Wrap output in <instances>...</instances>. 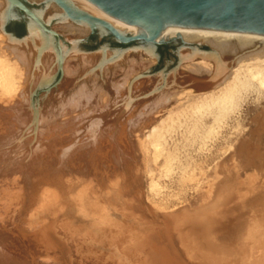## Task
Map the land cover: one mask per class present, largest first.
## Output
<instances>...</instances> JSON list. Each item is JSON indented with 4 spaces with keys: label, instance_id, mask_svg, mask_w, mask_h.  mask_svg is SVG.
<instances>
[{
    "label": "bare ground",
    "instance_id": "bare-ground-1",
    "mask_svg": "<svg viewBox=\"0 0 264 264\" xmlns=\"http://www.w3.org/2000/svg\"><path fill=\"white\" fill-rule=\"evenodd\" d=\"M27 1H25L26 4H28ZM33 1L35 3H42V2L46 3L45 5H47V8L48 7L50 8V5L53 6V9L56 10V13H54V14L50 13V16L49 17L47 16L48 19L49 18L50 19L49 20L47 19V20L50 21L52 18L60 19L61 20V23H60L61 26L59 25L60 26L59 30L60 29L64 30V32L67 34L66 35L67 39L65 40V43H63L60 39H59V43H57L58 39L53 38L52 35H49V34L45 33L44 31H42L40 29V27L38 25H36L32 21V19H30V18H27L28 19V34L26 37H24L22 39H17L15 37L11 36L10 34H7L4 31V27L6 26L7 21L11 20V18L13 16H15L16 12H18L19 10L15 9V8H12V10L10 9V7L12 6V3L10 2V0H0V223L2 222L3 224H5V222H4L5 217L4 216L7 213L6 211L11 210V209H6V208H11L14 205H16V206L23 205L26 207H28L27 206L28 204L30 206L33 205L32 206V214L33 215L31 217H33L35 219L37 218L39 220V222L42 221L43 223H46L47 222L46 219L49 221L50 220L57 221V220H60V218L62 216H65V218H66L67 214L72 209H74V206L69 205L66 202H65L66 206H62L63 202L61 204V200H59V203H58L57 202V196L59 194V191L57 192V189L55 191L52 190V187H54L55 184H59L60 187H58V188H61V186H67L69 189L70 186L72 187V185H74L75 178L72 176H74L75 174L73 173V170H74L75 166L77 167L80 165V162H79V165H77L78 160H77V162H74V160H76V155H78V153L80 152L81 149H83V148L86 149L89 146H91V148H90V152H91L92 150L95 151L98 149L102 150V151H107L108 149H111L113 147V143H115V140H116V138L114 136H116V135H113V133L111 132L113 127L109 128L110 127L109 126V124H110L109 120L113 114L112 113V109H113V107H112L113 102L112 101L113 100H111L110 97L115 98L114 103L116 102V104H117L116 96L117 95L119 96L120 94L125 93V94H122L121 97H119L122 99V102L124 103V100L122 98L123 95H124L123 97L127 96L125 104L127 102H132V100L134 99L132 97L133 96L132 92L134 90L136 91V86L140 88L141 85L143 86V84L145 85L146 83L151 82L150 80H148V78H147L148 76L146 77L147 80L144 79L145 75H147V74H141V71H140V73H138L139 71H138L137 65L139 63L136 64V61L132 60L133 63H131L132 66H130L129 69L125 68V66L122 67L120 64L119 65L116 64V66L114 68L113 66L115 65L114 64L115 62L112 64L109 63V60L107 59L109 54L106 55L107 51L105 49L102 50L101 52L94 53V54L83 53L82 49L80 47L81 42H83L82 37H85L88 34H92L95 31H97L100 34V36L106 35L107 37L111 38L112 40H116L120 43L122 42V39L126 40V38H128V37L135 38L137 42L139 41L144 45L143 49H141L140 46L139 47L142 50V52L145 54V56L147 58H149V60H141V61L139 60V62H140L139 66L142 68V70L144 68L148 69L147 67L149 65L154 64L158 60V57L155 53V45L158 47L159 44H164L163 42H168L170 45L172 43L181 45L180 50L178 49L179 50L178 51L179 52V61H180V64L181 63L183 64L181 67V71H184V69H186V71L181 72L180 69L178 68L179 71L175 70L169 75L164 74L165 76H163V74H161L160 77H158L159 81L157 82V80H156L157 85L159 86L158 89L162 88L161 86H163L165 89L163 88L164 90L162 89L163 91L158 93V91H157L158 89L156 88L155 90L158 93L157 96H156V94L154 95L156 98L153 99V102H151V104H149L148 107H146V108L143 107L145 109L142 110L144 112L141 111L140 115H138L139 116V117H137L138 122H136L137 118H135L134 122H136V124L134 122L133 123H134V125H138V130H136L134 127V129L136 130L135 131L136 133H137V131L141 132L140 129H143L145 125L155 123V121L158 122V120H157V118H159L158 116L162 112H164L168 109V105H170L172 101L177 104V108L174 110L175 112L176 111L177 112L175 114H174V112H170L171 113L170 116H168V118L166 120L162 119L163 120L162 123H165V122L166 123H168V122L172 123L173 122V125H174V123H176V124L179 123L178 126L179 125L184 126L183 125L184 123H186V124L189 123L188 124L189 126L191 123V126H192V123H193V125L195 124L194 127H201V126L209 127L208 124H212V126L210 125V127H209V128H211V127L217 126V124H220V122H223L224 119H226V118L229 119L228 116L232 112H234L235 110L241 109V107L244 106V104L247 102L249 97L255 96L258 99H260L261 97L264 98V35L254 34V33L235 32V31L214 30V29L177 27V28H163L162 31L157 36H154V29L144 28V27L137 26L134 24H130V23H127V22L122 21L120 19H117V18L107 14L102 9H100L98 6H96L95 4H93L92 2H90L88 0H63L64 3L66 4V6L68 7L69 11H67L64 7H62L58 0H33ZM100 22H103V23L110 25L114 30H116V32L119 34V36L122 39L114 36ZM44 25H46V24H44ZM48 26L46 25V27L48 29H50ZM51 31H54V30H51ZM54 32H56V31H54ZM57 35H58V33H57ZM66 43H69L70 45L67 47V46H65ZM203 45L210 47V50L207 52H204L201 49V46H203ZM118 61H117V63H118ZM146 61H148L149 63ZM120 62L122 64V61H120ZM182 68H184V69H182ZM112 70H115L116 74H118V75L121 73L124 78L122 79V82L117 83L115 81V79L112 78L113 76L110 77L111 79H114L116 84H115V86L112 84L113 85L112 89H114V93L111 92L110 96H109L108 94H105L107 92L104 91V89H106V87H107V80H106L105 74L108 72L113 73ZM58 72L63 74V82L59 86L58 90H61L62 88H68L69 86L72 85V88L76 92L74 93V95L72 97H69L67 99L68 101L64 100V98L61 96L63 100H61L60 102L58 101L59 103L56 102L57 95H55V96L49 95L46 98V104L51 103L54 105V103H57L59 107L58 106H56L55 108L52 107L53 108V109L51 108L52 110L50 109L49 111H46L43 107H39L38 105H36L35 104L36 102L34 103V95L36 94V92L39 89L49 88L55 79V74H57ZM136 73L138 75H135ZM110 75H112V74H110ZM87 76H89V77L87 78ZM142 78H143V81L141 80ZM114 81H113V83H114ZM138 82H139V84H136ZM109 86H110V84H109ZM144 87H146V86H144ZM64 91H65V89L62 92H64ZM138 91H140V90H138ZM103 92H105V93H103ZM116 92L118 93L117 95H116ZM64 94L65 93H63V95ZM152 94H150V95H152ZM58 96H59V93H58ZM142 96H143V94H142ZM105 97H109L110 100H109V98L104 99ZM134 97H135V99L137 98L136 96H134ZM66 98H67V96L65 97V99ZM138 98H141V97H138ZM139 101H140V99H139ZM141 101H142V99H141ZM134 102H135V104H137L136 100ZM262 102H264V101H262ZM109 103H111L112 105ZM256 103H255V105H256ZM143 104H144V102H143ZM145 104H144V106H145ZM147 105H148V103H147ZM108 106H110V107H108ZM113 106H115V105H113ZM134 106L136 107V105H134ZM85 109H89V113L86 115H85V113H80V114L76 113L78 111H82ZM134 109H136V108H134ZM241 110H243V109H241ZM72 113H76V116H78V117H84V118L87 117L86 119L88 120L89 123L86 122L88 124L86 127L89 129L90 138L88 139L86 146L85 145L81 146L80 144H78V143H80V141H82V139H81L82 138V132L81 131H83V129L80 128V129L76 130L75 128L74 129L71 128L72 127L71 123L73 122V118L71 117ZM76 116H74V117L77 118ZM81 122L83 123V121H81ZM257 122L262 124V119H258ZM75 123H76V121H75ZM236 123H237V121H236ZM241 124H243V122H241ZM151 125H153V124H151ZM159 125H162V124L160 123ZM175 125H174V127H175ZM107 126H109L108 127L109 130L111 129L110 131L108 129H106ZM163 126H164V124H163ZM177 127H175V128H177ZM76 128H78V127H76ZM163 128H166V126L162 127V128H159L157 126V128L153 129L154 131L152 130L153 131L152 136H155V137H153V139H155L154 141L153 140H152V142L148 141V140L152 139L151 138L152 136L150 137V139L149 138L146 139V141L149 144L151 143L152 146H155L156 150L158 147H161V146L165 147V142H163L161 140L164 138L162 136V134L160 135V133H159V136L154 135V133H157L160 129H161L160 131L162 133V130H164ZM170 128H172V127H170ZM188 128H190V127H188ZM188 128L186 129V131L188 130ZM192 129H193V126H192ZM201 129L202 128H200V130ZM205 129H207V128H205ZM183 130H184V128H183ZM194 131H195V129H194ZM198 131H199V128H198L197 132ZM231 131H232V129H231ZM189 132H190V130H189ZM201 132H202V130H201ZM181 133L182 134L184 133V135L182 137L185 136L187 138V136H186V134H188L187 132H186V134H185V132H181ZM209 133H210V131H209ZM211 133H212V131H211ZM168 134H166V135H168ZM213 134H216V133H213ZM232 134L234 135V133L230 132V136ZM177 135H179V134H177ZM207 135H209V134L207 133ZM132 136L134 137V135H132ZM196 136H197V134H196ZM116 137H119V136H116ZM136 137H138V135ZM201 137H203V135H201ZM166 138H167V136H166ZM188 138H190V136ZM234 138H236V137H234ZM57 139H58V141H57ZM192 139H194V138H192ZM197 139H199V138H197ZM200 139L202 140V138H200ZM171 140L173 141V139H171ZM213 140H214V138H213ZM175 141H177V140H175ZM182 141H183V139H182ZM229 142H230V140H229ZM170 143H171V141H170ZM177 143H176V145H177ZM190 143H191V141H190ZM195 143H197V141ZM205 143H207V141H205ZM57 145L61 146V147H59V149H58ZM167 145H168V143H167ZM173 145H174V143H173ZM188 145H190V144H188ZM192 145H194V143ZM147 146H150V145L147 144ZM152 146H150L151 148L150 147H148V148L154 149V148H152ZM227 146H229V144L228 145L226 144L224 147H227ZM224 147H223V149H225ZM179 148H180V146H179ZM165 149H167V148H165ZM182 149H183V147H182ZM223 149H221V150H223ZM226 149H228V148H226ZM56 150H60V153H58L57 155L54 156L53 154ZM175 150L176 149L174 148L173 151H175ZM161 151H162V149H161ZM183 151L181 150V152H183ZM242 151L243 150H240L241 154H242ZM167 152L168 151H166V155H167ZM196 152H197V150H196ZM223 152H224V150H223ZM162 153L161 154L157 153V157H158V155H160L158 158H161ZM170 153L172 154V152H169L168 154H170ZM184 153L182 155H184ZM105 154H107V152ZM154 154L156 155V152ZM173 154H174V152H173ZM118 155H119V152H118ZM148 155H149V153H148ZM259 155L260 154L257 151H254V152L249 151L246 154L245 160L243 162L245 167L246 168L253 167L254 166L253 163H255L254 160L256 158H258ZM178 156H179V154H178ZM178 156H176V157H178ZM195 156H197V155H195ZM113 157L115 158L116 156H114V154H113ZM137 157H138V155H137ZM170 157L172 159H174L175 155L173 156L174 158L172 156H170ZM170 157H168V158L166 157V158L169 159ZM73 158H75V159H73ZM81 158H83V157H81ZM109 158L110 157H108V159ZM163 158H164V156L162 157V159ZM166 158H164V159L166 160ZM191 158H193V157H191ZM85 159L87 160V157ZM115 159H117V158H115ZM215 159H216V157H215ZM102 160H103V157H102ZM175 160H177V159H175ZM83 161H84V159H83ZM112 161H113V159H112ZM155 161L157 162V160H155ZM190 161H192V160H190ZM81 162H82V159H81ZM149 162L151 163L150 160H149ZM177 162H178V160H177ZM83 163H82V165H83ZM104 163H105V161H104ZM108 163H107V165H108ZM112 163L114 164L115 162L113 161ZM169 163L171 164V162H168V160H167V162H165L164 164L165 165L167 164L170 166ZM172 163H174V162H172ZM102 164H103V162H102ZM184 164H186V163H184ZM40 165L43 166V170L47 171L44 173L46 176L42 174L43 177H41L39 175L40 169H38V168ZM99 165H100V163H99ZM126 165H128V164H126ZM26 166H28L27 171L24 169V167L26 168ZM169 166H167V169ZM172 166H170L169 168H172ZM116 167H117V165H116ZM160 167H162V166H160ZM192 167H194V166H192ZM195 167L197 168L196 165H195ZM257 167L261 168V166H258V165H257ZM82 168L85 170L87 167H85V168L82 167ZM141 168H142V170H144L143 166ZM163 168L164 167H162V169ZM77 169L80 172L83 171V170L81 171L80 170L81 168H79V167ZM103 169H104V167H103ZM107 169H109V168H107ZM182 169L184 170V168H182ZM78 170H74V171H78ZM87 170L90 171L89 168L86 169V171ZM189 170H192V169H189ZM114 171H115V169H114ZM133 171H131V172H133ZM151 171L153 172V169ZM138 172H139V170H138ZM123 173L124 172H122L120 174L122 175ZM171 173H173V172H171ZM169 174L170 173H168V175ZM179 174H182V172ZM179 174H176V175H179ZM77 175H79V174L77 173ZM80 176L81 175H79L78 177H80ZM90 176H91V174H90ZM187 176H189V173L187 174ZM89 177H87V178H89ZM117 177L120 178V176H117ZM148 177H150V176H148ZM155 177H154V179H155ZM90 178H92V176ZM113 178H114V176H113ZM157 178H159V177H157ZM190 178H192V177H190ZM78 179L81 180L80 182H82L83 179H86V177L84 176V178L81 177ZM87 180H89V179H87ZM115 180H116V178H114V180L111 181L112 183L110 182L107 185H109L110 187H115V185H116ZM123 180H125V179H123ZM183 180H185V179H183ZM183 180H181L182 183H183ZM191 180H193V179H191ZM172 181H173V179H172ZM176 181H180V180L178 179ZM176 181H174V182H176ZM102 182H105V181H101V180L100 181H94L92 179L91 181L87 182L86 184H84V182H83V185L80 183L82 185V189L77 193V197L79 198V200L83 201L84 199H87L86 197H89V196H87L86 193H88V195H90V193L94 189L96 190V188H98L102 185ZM108 182H109V180H108ZM137 182L138 181L135 180V183H137ZM126 183H125V185H126ZM135 183L133 185H135ZM76 184H78V183L76 182ZM154 185H156V184L154 183ZM169 185H171V184H169ZM45 186H47V188L44 190H41V191H43L42 196L41 195H40V197L34 196L33 191H37L36 189H38V188L41 189L42 187H45ZM172 186H174V184ZM177 186H178V184H177ZM136 187H137V185H136ZM183 187H185V184ZM23 188H25L26 190H27V188L33 189V190L31 193L27 192L26 193L27 195H26L24 193L26 191ZM56 188H57V186H56ZM122 188H123V186H122ZM22 190H24V192ZM118 190H119V187H118ZM129 190H130V187H129ZM106 191L107 190H105V192ZM128 191L127 192L125 191V192L128 193ZM172 191H173V189H172ZM38 192L40 193V191H38ZM118 192L122 193L121 190H119ZM120 193H118V194H120ZM35 194H37V193H35ZM109 194H111V193H109ZM93 195H96V199L98 200L97 192ZM109 196H110V198H108L109 203H110V201H112V199L115 200L114 199L115 197H113L112 194ZM114 196L117 197V194ZM126 197H124V198H126ZM170 197H171V195H170ZM124 198H121V199H124ZM163 199H165V198L163 197ZM262 199H263V197H262ZM76 200L77 199H74L75 202H78V200L77 201ZM89 200H90V197H89ZM250 200H252V199H250ZM250 200H249V202H250ZM165 201H167V200L165 199ZM234 201L236 202L235 198H233V195L231 197L226 195V193H225V195H220V196L216 195L213 200H211V201L209 200V202H207V203L205 202V204L194 209L193 211L185 210L183 212V215H181V217L177 216V215H180L181 213L176 214L177 218L179 219V217H180V219H181L179 221L177 219L176 223H175L176 227H174V231L177 232V234L170 232L172 230L165 229V228L163 229L162 228L163 226L161 227V226L156 225V227H154V226H152L151 228L148 227L147 225L150 224V220H148V219L146 220V218L140 219L141 217H143V216L138 214V213H141L140 210L137 213L138 216L136 215V213H134L133 216L131 215V217H133L134 220H131L133 222L129 223L128 227H126L125 225H122L121 223H111V224H113V226L110 225L108 228V226H106V224L108 221H113L112 218L110 220L107 217L109 219V220H107L105 217L106 214L103 217V214L101 213L102 209L99 210L98 208H96V205L94 203L89 204L88 202H86L88 204H85L82 202H78V204L75 205V208H78L79 212H82L81 210H83V212L88 216V218L90 220H92L91 221L92 225H91V227L89 226L90 227L89 233L92 232L94 234L95 240L104 239V238L108 239V240L110 239V240H112L111 241L112 243L110 242V245L112 247H113V245L115 247H118V248L120 247L121 250L123 248L122 246L127 247L130 252L132 251V252L136 253L134 256L137 255L140 257V260H139L140 264H264V214H262V213L259 214L260 218L258 217L259 219L256 218L257 220L256 221L254 220L255 221L254 226L251 227L250 230H248V232H247L248 237L243 238L242 231H244L246 229V226L243 224V222L237 216H236V219L231 220V215L234 216L236 212H235V210L228 209L229 204L233 203ZM253 201H255L254 198H253ZM98 202H99V200H98ZM109 203H108V205H110ZM246 203H248V201H246ZM254 203H256V202H254ZM134 205H136V204H134ZM158 205H159V202H158ZM161 205H163V204H160L159 206H161ZM166 205L167 204H165V206ZM34 207L38 208V212L37 211L35 212L36 208L33 210ZM122 207H124V206H122ZM125 207H127V206H125ZM250 207H251V205H250ZM16 208L15 209L12 208L13 209V210H11L12 215L8 216L9 218L12 217L13 220H17L16 219L17 215L22 214V213H19L18 209H16ZM117 208H119V207H117ZM253 208H254V206H253ZM107 209H109V208H107ZM128 209L126 208V210H125V208H124V210L126 211L124 213L125 214L127 213V215L129 214V212H127ZM165 209H167V207ZM103 210H104V208H103ZM28 211H30V209H28ZM20 212H22V211H20ZM110 212H111V209H110ZM114 212H116V211H114ZM118 212H119V210H118ZM150 212H153V211L150 210ZM119 213H121V212H119ZM259 213H260V211H259ZM240 214H242V211L240 212ZM144 215H145V217H147L146 212ZM167 215H169V216L165 217L164 220L161 221L162 224L164 223L165 220L172 219V221H173V219H176V218H174L175 214L173 216H171L172 214L170 215V213H168ZM139 216H141V217H139ZM156 216H158V215H156ZM159 216H160V214H159ZM182 216H184L183 217L184 219H182ZM128 217H130V215ZM128 217H126V219ZM6 218H7V216H6ZM65 218L63 220H65ZM32 219H31V222H32ZM114 219L116 220V218H114ZM6 220H8V219H6ZM151 220L153 221V219H151ZM51 222L49 224L51 225L50 230L52 232H54L56 229L61 228L60 226H58V227L54 226L55 224L53 225V222L52 223ZM114 222H116V221H114ZM13 223H15V222H13ZM33 223H36V222H33ZM59 223H61V222H59ZM7 224H9V223H7ZM20 224L23 225L22 221H20L19 226H17V228L21 227ZM30 225H28V226H30ZM52 225L55 227L54 230H53ZM14 226H16V225H14ZM0 227H1V225H0ZM24 227H25L24 229H26L27 226H24ZM31 227H32V225H31ZM69 227L72 228L71 225L67 224V226H64V229L69 228ZM165 227H166V223H165ZM27 229L31 230L28 227H27ZM2 230L3 229H1V231ZM86 230L84 231V233L86 232ZM142 230H144V231L147 230L146 231L147 236H141V233H143L145 235V233ZM71 231H74L75 233H80V229H76V230L73 229ZM252 232H253V234H252ZM58 233H60V235H61V234H63V231L59 230ZM33 234H34V232H33ZM177 237L180 238L181 244H182L184 250H179L175 246L176 242L173 243L174 238H177ZM248 238L250 239L249 241L254 240L255 242L257 241V243L256 244L254 243V245L252 244V246H251L250 244H248L249 243ZM78 239L79 238H77V240ZM68 242H69V240H68ZM83 243H82V246H83ZM101 245H102V242H101ZM16 246H17V244H16ZM19 246H21V245H19ZM105 247H109V246H107V244H106ZM98 249H99V247H98ZM98 249H97V251H98ZM77 250L78 249H76V251ZM123 251H122V253H123ZM92 253H93V251H92ZM99 253H98V255H99ZM125 253H127V252H124V254ZM130 255H131L130 257H132L133 254L130 253ZM134 256H133V258H131L132 260L135 258ZM137 256H136V258H137ZM108 257H110V256H108ZM12 259H13V257H12ZM95 259H94V261H95ZM138 259L139 258H137L136 260H138ZM108 260H110V259H108ZM111 261H113V260H111ZM139 262H138V264H139ZM0 264H1V261H0ZM117 264H120V263H117Z\"/></svg>",
    "mask_w": 264,
    "mask_h": 264
},
{
    "label": "rangeland",
    "instance_id": "rangeland-1",
    "mask_svg": "<svg viewBox=\"0 0 264 264\" xmlns=\"http://www.w3.org/2000/svg\"><path fill=\"white\" fill-rule=\"evenodd\" d=\"M22 1H24V0H22ZM25 1H27V0H25ZM27 3L30 6V8L34 11V13L41 20L43 19L42 21L44 22V24H46L47 26L49 25L48 27L51 30L56 31L58 33V36H59L60 40L63 43H65V40L67 39V36H66L67 34L64 32V30H61V29L59 30V28L61 26L60 25L61 20L60 19H56V18H52L50 21H48L50 19V18L48 19V17L50 16V13H52V14L56 13V10L53 9V6L50 5V8L49 7L47 8V5H45L44 2L35 3L33 0L32 1L28 0ZM27 24H28L27 17L25 15H23L21 12L18 11V12H16V15L13 16L11 18L10 22L7 24V29H10L12 31L10 33H14L18 37L17 31H19L21 29V27H22L23 30H24V36L18 37V38H24L28 34L27 33ZM82 39H83L82 40L83 42H81L80 47H81L83 53H86V54H91L92 53V54H94V53L101 52L102 50L105 49L107 51L106 55L109 54L108 58H107L109 60V63L112 64V63L115 62L114 63L115 65L113 64L114 68H115L116 64L117 65L120 64L122 67L125 66V68L129 69L130 66H132L131 63H133V61H136V64L137 63L140 64L139 60L140 61L141 60H149V58H147L145 56V54L142 52V50H141V49H143L144 45L141 42H139V41L138 42L136 41L135 43L128 44V45H121L120 42H118L116 40H112L111 38L107 37L106 35L100 36V34L97 31H95L92 34H88L85 37H82ZM163 43H168V42H163ZM69 45H70L69 43H66L65 46L68 47ZM139 46L141 47V49H140ZM180 47H181L180 44H173V43L171 45H169L168 47H165L164 45L157 47L155 45V53H156V55L158 57V60L154 64L149 65L147 67L148 69L144 68L142 70V68L139 66V64L137 65V68H138V71H139L138 73H140V71H141V74H147V73L149 74V76L148 77L146 76V77L148 78V80L151 81L150 82L151 84L148 82L145 85L143 84V86L141 85L140 88L136 86V91L137 92L135 90L132 92V95H133L132 97L134 98L132 100V102H127L125 104L127 96L123 97L124 95L122 96V98L124 100V103L122 102V99L119 98V97H121V95L125 94V93H122V94H120L118 96L117 95L118 93L116 92L117 104H116V102L114 103V99L115 98L110 97L111 100H113L112 101L113 103L112 102L111 103L113 105H115V106H113L111 103H109L113 107V109H112V113L113 114H112V117H111L112 119L110 118V120H109V123H110L109 126L110 127L107 126L106 129L109 130V128L113 127L112 130L110 129L111 132L113 133V135L119 136V137L114 136L116 138L115 143H113V147H112L114 150L112 148L108 149L107 151H102V150L98 149V150H95V151L92 150L90 152L91 146H89L86 149L85 148L81 149L80 152L78 153V155H76V160H74V162H77V160H78V164L77 165H79V162H80V165L77 166V167L75 166L76 169L74 168V170H78L77 168L79 167V168H81L80 170L81 171L83 170L84 172L83 171L80 172L79 170L78 171H74L73 170V173L75 175L72 176V177L75 178V180H74L75 183H74V185H72V187L70 186L69 189H68L67 186H61V188H58V187H60L59 184H55V186L52 187V190L55 191L57 189V192L59 191L60 195L58 194V196H57V202L58 203H59V200H61V204L63 202L62 206H66L65 205L66 203L69 204V205L74 206V209H72L66 216V218L69 221L65 218V216H62L60 218V220H57V221H52V220L49 221V220L46 219V221H47V222L45 221L46 223H43L42 221L39 222V220L37 218L35 219V218L31 217L33 215L32 214V206L33 205L30 206L29 204L27 205L28 207L23 206V205H21V206L14 205L11 208H6V209L13 210L12 208L15 209L17 207L16 209H18L19 213H22V214L17 215V217H18V218L16 217L17 220H13L12 217H10L11 219L8 217V216L12 215L11 210H7L6 211L7 213L4 216L5 217V219H4L5 224H3L2 222L0 223V225H1V227H0V258H1L0 261H1V264L2 263L3 264H89V263L90 264H117V263H120V264H136L137 263L138 264V262L140 260V257L136 255L137 258H139L138 260H136L137 258H136V256H134L136 253H134L132 251L130 252L127 247L122 246L123 248L121 247L122 248V250H121L120 247L118 248V247H115L114 245L112 247L110 245V242L112 240H110V239L108 240V239L104 238V239L95 240L94 234L92 232L89 233L90 227L92 225V223H91L92 220H90L88 218V216L83 212V210H81L82 212H79L78 211L79 209L75 208V205L78 204V202H82V203H85V204H88V203L89 204H91V203L93 204L94 203L96 205V208H98L99 210H101V209L103 210V208H104L103 211L101 210V213L103 214V217L106 214L105 217H106L107 220H109V219L111 220V218L113 220V221H108L109 223L107 222L106 226H108V228H109L110 225L113 226V224H111V223H121L122 225H125L126 227H128L129 223L133 222L131 220H134L133 217H131V215L133 216L134 213H136V215H137V213L140 210L141 213H138V214L143 216V217L139 216V217H141L140 219L146 218V220L147 219L150 220V224L147 225L148 227H150V228L152 226L156 227V225L157 226H161V227L163 226L162 227L163 229L165 228V229L172 230L170 232H172L174 234H177V232L174 231V227H176L175 223H176V220L178 219L177 216L181 217V215H183V212L185 210L193 211L194 209H196V208L200 207L201 205L205 204V202L207 203V202H209V200L210 201L213 200L216 195L220 196V195H225V193H226V195H228L230 197L233 195V198H235V200H236V202L234 201L233 203L229 204V206H228V209L235 210V212H236L234 216L231 215V220L236 219V216H237L243 222V224L246 226V229L244 231H242L243 238H247L248 237L247 236V232H248V230H250L251 227L254 226L255 221L260 218L259 214H261V213L264 214V195H263L264 194V102H262V101H264V98L261 97L260 99H258L255 96L249 97L247 102L244 104V106L241 107V109H243V110H241V109L235 110L234 112H232L228 116L229 119L226 118V119H224L223 122H220V124H217V126L211 127L213 130L211 128H209L210 125L212 126V124H208L209 127H204V126L194 127L195 124L193 125V123H192V126H193V129H192L191 123H190V126L188 125L189 123H187V124L184 123L183 124L184 126H181V125L178 126L179 123H177V124L174 123V125L176 124L175 127L178 126L177 128L174 127L173 122L172 123L171 122H168V123L165 122L166 124L162 123L163 120H166L168 118V116H170V114H171L170 112H174V114L177 112V111L176 112L174 111L177 108V104L172 101L171 104L168 105V109L166 111L162 112L163 114L161 113L158 116L159 117V118H157L158 122L155 121V123H151L153 125L147 124V125L144 126L143 129H140L141 132L140 131L139 132L137 131V133L135 132L136 130H138V125H134V123L136 124V122H138V118H137V117H139L138 115H140L141 111L143 109H145L146 107H148L149 104H151V102H153V99L156 98L154 96L155 94L157 96V94L159 92H161V91H163L165 89L163 86H161L162 88L158 89V87H159L157 85V82L159 81L158 77H160L161 74H163V76H165L166 74L169 75L175 70L179 71V69H180V71H181V67H182L183 64L182 63L180 64V61H179V52L178 51L180 50ZM117 61H118V63H117ZM120 61H122V64H121ZM146 62H148V61H146ZM182 69H184V68H182ZM112 71H113V73L108 72V73L105 74V77H106V80H107V87L105 86L106 89H104V91L107 92V93H105V92H103V93L108 94L109 96H110L111 92L114 93V89H112L113 85L115 86L116 82L117 83L122 82V79L124 78L121 73L118 75V74H116L115 70H112ZM185 71H186V69H184V71H181V72H185ZM57 74H55V79H54L52 85L49 88L39 89L36 92V94L34 95V103L36 102L35 103L36 105H38L39 107H43L46 111H49L52 107L55 108L56 106H58L57 103H59L61 100H63L62 97L64 98V100H67L69 97H72L74 95V93L76 92L72 88V85L69 86L68 88H62L61 90H58L59 86L63 82V74L60 73V72H58ZM110 74H112V75H110ZM135 75H138V74L136 73ZM88 77L89 76H87V78ZM110 77L114 78L116 82L114 81V79H111ZM146 77L144 79L147 80ZM141 80L143 81V78ZM156 80H157V82H156ZM113 81H114V83H113ZM108 83L110 84V86H109ZM136 84H139V82L136 83ZM144 86H146V87H144ZM156 88L158 89L157 90L158 93L155 90ZM64 89H65V91L62 92ZM138 90H140V91H138ZM58 93H59V96H58ZM63 93H65V94L63 95ZM142 94H143V96H142ZM150 94H152V95H150ZM49 95L50 96L57 95V97H56V102L57 103H54L55 106L53 104H51V103L50 104L52 106L50 104H46V98ZM66 96H67V98L65 99ZM134 96H136L137 98L135 99ZM138 97H141V98H138ZM106 98H109V97H105L104 99H106ZM110 98H109V100H110ZM139 99H140V101L142 99V101L140 102ZM249 99L251 101L253 100L255 103L257 102L256 105H255V103L253 101L251 102ZM135 100H136V103L138 105L135 104V102H134ZM143 102H144V104L146 103L145 106H144ZM147 103H148V105H147ZM134 105H136V107ZM110 106H108V107H110ZM143 107H145V108H143ZM134 108H136V109H134ZM142 112H144V111H142ZM76 113L77 114L78 113L79 114L80 113H85V115H86V114L89 113V109L78 111ZM76 113H72L71 114V117L73 118V122H74V123L73 122L71 123V126H72L71 128L72 129L75 128L76 130L80 129V128L83 129V131H81L82 132V138H81L82 141H80V143H78V144H80L81 146L82 145L86 146V143H87L88 139L90 138L89 129L86 127L88 125L87 123H89V122L86 119L87 117L86 118L78 117V116H76ZM74 116H76L77 118H75ZM135 118H137L136 122H134ZM258 119H262V124L257 122ZM75 121H76V123H75ZM81 121H83V123ZM236 121H237V123H236ZM241 122H243V124H241ZM160 123L162 125H159ZM163 124H164V126H163ZM75 126L78 127V128H76ZM157 126L159 128H162V127L166 126V128H163L164 130H162V133L160 131L161 129L159 131L157 130L158 131L157 133H154V135H157V136H159V133H160V135L162 134V136L164 137L163 138L164 140L163 139H161V140L163 142H165V147L161 146V147H158L157 150H156L155 146H152L151 143L149 144L146 141V139H148V138L150 139V137L153 135V131H154L153 129L157 128ZM134 127H135L136 130L134 129ZM170 127H172V128H170ZM188 127H190L191 129L188 128ZM183 128H184L185 131L183 130ZM187 128H188V130L186 131ZM198 128H199V131L197 132ZM200 128H202L201 129L202 132H201ZM205 128H207V129H205ZM194 129H195L196 132L194 131ZM231 129H232V131H231ZM189 130H190V132L191 131L192 132L190 133ZM209 131H210V133H209ZM211 131H212V133H211ZM181 132H185V134L187 132L188 133V134H186L187 138L185 136L182 137L184 135V133L182 134ZM230 132L234 133V135L233 134L231 135L232 137L230 136ZM176 133L179 134V135H177ZM207 133L209 135H207ZM213 133H216V134H213ZM131 134L134 135L135 138ZM166 134H168V135H166ZM196 134H197V136H196ZM137 135H138V137H136ZM201 135H203V137H201ZM166 136H167V138H166ZM189 136H190V138H188ZM153 137H155V136H152L151 137L152 139H150L148 141L149 142H152V140L154 141L155 139H153ZM234 137H236V138H234ZM192 138H194V139H192ZM195 138L196 139L199 138V139L196 140ZM200 138H202V140ZM213 138H214V140H213ZM171 139H173L174 142ZM182 139H183V141H182ZM175 140H177V141H175ZM185 140L186 141L188 140V141L186 142ZM229 140H230V142H229ZM57 141H58V139H57ZM170 141H171V143L173 142L174 145H173V143L171 144ZM190 141H191L192 144L194 143V145H192L190 143ZM194 141L195 142L197 141V143H195ZM205 141H207V143H205ZM167 143H168V145H167ZM176 143H177V145H176ZM147 144L152 146V148H154L155 150L154 149H149L148 147H150V146H147ZM188 144H190V145H188ZM226 144L227 145L229 144V146L224 147ZM179 146H180V148H179ZM59 147H61V146L57 145L58 149H59ZM171 147L173 149L175 148L176 150L173 151V149ZM182 147H183V149H182ZM223 147L225 149L226 148H228V149L225 150V149H223ZM165 148H167V149H165ZM161 149H162V151H161ZM221 149H223L224 152ZM181 150L182 151L184 150V151L181 152ZM196 150H197V152H196ZM240 150H243L242 154H241ZM166 151H168L167 155H166ZM249 151H253V152L257 151V152H259L260 155H259L258 158H256L254 160L255 163H253V165H254L253 167L246 168L245 165L243 164V162L245 160L246 154ZM106 152H107V154H105ZM118 152H119V155H118ZM155 152H156V155L154 154ZM169 152H172V154L171 153L168 154ZM173 152H174V154H173ZM58 153H60V150H56L53 155L55 156ZM112 153L114 154V156H116L115 158H117V159H115L113 157ZM148 153H149V155H148ZM157 153L158 154L162 153L164 158H166V157L168 158L170 156L173 157L174 155H175V158L173 157L174 159H172L170 157L169 159L166 158V160H165L164 158L162 159V157H163L162 155H161V158H158L160 155H158V157H157ZM183 153H184V155H182ZM178 154H179V156H178ZM137 155H138V157H137ZM195 155H197V156H195ZM176 156H178V157H176ZM81 157H83V158H81ZM86 157H87V160L85 159ZM102 157H103V160H102ZM108 157H110V158L108 159ZM191 157H193V158H191ZM215 157H216V159H215ZM80 158L82 159V162H81ZM111 158L113 159V161L116 164L112 163L113 161H112ZM73 159H75V158H73ZM83 159H84L85 162L83 161ZM175 159H177L178 162ZM149 160L151 161V163L149 162ZM155 160H157V162ZM167 160H168V162H171V164L169 163L170 166H172L175 163L172 166V168H169L170 166L166 164L167 166H169L168 169H167V166L164 164L165 162H167ZM190 160H192V161H190ZM104 161H105V163H104ZM175 161L178 164L179 163L180 164L178 165ZM102 162H103V164H102ZM172 162H174V163H172ZM82 163H83V165H82ZM99 163H100V165H99ZM107 163H108L109 166L107 165ZM184 163H186V164L188 163V164L186 165ZM126 164H128V165H126ZM256 164L258 166H261V168H258ZM116 165H117V167H116ZM191 165L194 166V167H192ZM195 165L197 166V168L195 167ZM40 166L38 168V169H40L39 175L41 177H43V175H45L44 173L47 172V171L43 170V166L42 165H40ZM142 166H143L144 170H142V168H141ZM160 166L164 167L163 168L164 170ZM180 166L182 168H184V170ZM82 167H84V168L87 167L86 169L89 168L90 171H88V170L86 171V169L84 170ZM103 167H104V169H103ZM27 168H28V166H26V168L24 167V169L26 171L28 170ZM107 168H109V169H107ZM114 169H115V171H114ZM152 169H153V172L151 171ZM189 169H192V170H189ZM138 170H139V172H138ZM131 171H133V172H131ZM170 171L173 172V173H171ZM180 171L182 172V174H179V173H181ZM195 171L196 172L198 171V172L196 173ZM76 172L79 175H81V176L78 177L79 175H77ZM122 172H124L122 174L123 176L120 174ZM168 173H170V174L168 175ZM188 173H189V176H187ZM90 174H91L92 178H90L91 177ZM176 174H179V175H176ZM84 176L86 177V179H83V181L80 182L81 180H79L78 178H81V177L84 178ZM113 176H114V178H116V180H115V182H116L115 187L116 188L115 187H110L109 185H107L108 183H110L111 181L114 180ZM117 176H120V178L117 177ZM148 176H150V177H148ZM87 177H89V178H87ZM154 177H155V179H154ZM157 177H159V178H157ZM190 177H192V178H190ZM87 179H89V180H87ZM90 179L91 180L93 179L94 181H100L101 180V181H105V182H102V185L100 187L96 188L97 191L94 189L90 193V195H88V193H86L87 196L90 197V200H89V197H86L87 199H84L83 201L82 200L80 201L79 198L77 197V193L82 189L83 182H84V184H86L87 182L91 181ZM123 179H125V180H123ZM172 179H173V181H172ZM178 179L180 181H176ZM183 179H185V180H183ZM191 179H193V180H191ZM108 180H109V182H108ZM135 180L138 181V182L135 183ZM181 180H183V183H182ZM174 181H176L177 183L174 182ZM76 182L79 185L76 184ZM125 183H126V185H125ZM134 183H135V185H133ZM154 183L156 185H154ZM169 184H171V185H169ZM173 184H174V186H172ZM177 184H178V186H177ZM184 184H185V187H183ZM202 184L204 186L205 185L206 186L204 187ZM136 185H137V187H136ZM56 186H57V188H56ZM122 186H123L124 189L122 188ZM128 186L130 187L131 191L129 190ZM118 187H119V190L122 191V193L118 192L119 191ZM46 188H47V186L42 187L41 189L40 188L36 189L37 191H33L34 192L33 193L34 196H36V197H40V195L42 196L43 191H41V190H44ZM23 189L26 191V192H24V190H22L25 194L27 192L31 193L32 190H33V189H29V188H27L28 191L25 188H23ZM172 189H173V191H172ZM105 190H107L106 191L107 193L105 192ZM38 191H40V193ZM125 191L126 192L128 191V193H126ZM94 192L95 193L97 192L99 202L96 199V195H93V194H95ZM35 193H37V194H35ZM109 193H111L113 195V197H115L114 198L115 200L112 199L113 202L110 201V203H109L108 198H110L109 195H111V194H109ZM118 193H120V194H118ZM116 194H117V197L114 196ZM170 195H171V197H170ZM123 196L124 197L127 196V197L124 198ZM163 197L167 201H165V199H163ZM262 197H263V199H262ZM73 198L77 199L78 202H75ZM121 198H124V199H121ZM253 198H254L255 201H253ZM250 199H252V200H250ZM249 200H250L251 203L249 202ZM246 201H248V203H246ZM86 202H88V203H86ZM107 202L110 205H108ZM158 202H159V205L163 204L164 206L163 205L159 206ZM254 202H256V203H254ZM134 204H136V205H134ZM165 204H167V205L165 206ZM250 205H251V207H250ZM252 205L254 206V208H253ZM116 206L119 207V208H117ZM122 206H124V207H122ZM125 206H127V207H125ZM166 207H167V209H165ZM35 208L36 207H34L33 210ZM107 208H109V209H107ZM124 208H125V210H126V208L127 209L129 208L127 210V212H129L128 215H127V213L126 214L124 213V212H126L124 210ZM28 209H30V211H28ZM36 209H35V212L36 211L38 212V208H36ZM110 209H111V212H110ZM149 209L151 211H153V212H150ZM118 210L121 213H119ZM20 211H22V212H20ZM114 211H116V212H114ZM241 211H242V214H240ZM259 211H260V213H259ZM145 212H146L147 217H145V215H144ZM168 213H170V215L172 214L171 216H173L175 214L174 218H176V219H173V221H172V219L165 220L164 223L162 224L161 221H163L165 217L169 216V215H167ZM159 214H160V216H159ZM176 214H180V215L176 216ZM129 215H130L131 218L128 217ZM156 215H158V216H156ZM6 216H7V218H6ZM113 217L116 218V220ZM126 217H128V218L126 219ZM180 217H179L178 221L181 220ZM183 217L184 216H182V219H184ZM64 218H65V220H63ZM6 219H8L9 221L6 220ZM31 219H32V222H31ZM151 219H153V221ZM20 221H22L23 225L20 224L21 227L17 228V226H19ZM51 221L53 222V225L55 224L54 226H56V227L60 226L61 228L56 229L57 231L55 230L54 232H52L50 230V226L51 225L49 224ZM114 221H116V222H114ZM13 222H15V223H13ZM33 222H36V223H33ZM59 222H61V223H59ZM7 223H9V224H7ZM165 223H166V227H165ZM30 224L32 225V227H31ZM67 224L71 225L72 228L69 227V228L64 229V226H67ZM14 225H16V226H14ZM28 225H30V226H28ZM53 225H52V227H53V230H54L55 227ZM24 226H27L31 230H28L27 227H26V229H24L25 228ZM1 229H3V230L1 231ZM73 229L74 230L80 229V233H75L74 231H71ZM59 230H62L63 234L60 235V233H58ZM85 230H86V232L84 233ZM142 231L145 233V235L143 233H141V236H147L146 235V231L147 230H145V231L142 230ZM33 232H34V234H33ZM252 234H253V232H252ZM77 238H79V239L77 240ZM68 240H69V242H68ZM249 240L250 239L248 238V242H249L248 244H250L251 246H252V244L254 245V243L255 244L257 243V241L255 242L254 240L253 241H249ZM101 242H102V245H101ZM82 243H83V246H82ZM173 243H175V246L179 250H184L183 246L181 244V240H180L179 237L174 238ZM16 244H17V246H16ZM106 244L109 247H105ZM19 245H21V246H19ZM98 247H99V249H98ZM76 249H78V250L76 251ZM85 249L86 250L88 249V250L86 251ZM97 249H98V251H97ZM92 251H93V253H92ZM122 251H123V253H122ZM124 252H127L129 255L127 253L124 254ZM98 253H99V255H98ZM130 253L133 254L132 257H130L131 256ZM108 256H110V257H108ZM133 256L135 257L134 259L136 261L133 259L135 262L131 259V258H133ZM12 257H13V259H12ZM94 259H95V261H94ZM108 259H110V260H108ZM111 260H113V261H111ZM139 264H140V262H139Z\"/></svg>",
    "mask_w": 264,
    "mask_h": 264
},
{
    "label": "water",
    "instance_id": "water-1",
    "mask_svg": "<svg viewBox=\"0 0 264 264\" xmlns=\"http://www.w3.org/2000/svg\"><path fill=\"white\" fill-rule=\"evenodd\" d=\"M60 5L69 11L63 0ZM107 14L130 24L154 29L157 36L163 28H201L224 31H235L264 35V0H88ZM12 8L18 9L27 18L40 27L45 33L58 39L56 32L44 25L25 0H10ZM46 4V3H45ZM10 20L7 21V24ZM114 36L119 34L110 25L100 22ZM7 24L4 31L8 32ZM28 33V24H27ZM122 39V38H121ZM132 37L122 39L121 45L135 43ZM169 46V43L158 46ZM204 52L210 50L208 46H201ZM151 72V71H150ZM165 73V72H164ZM146 76H149L147 73Z\"/></svg>",
    "mask_w": 264,
    "mask_h": 264
},
{
    "label": "trees",
    "instance_id": "trees-1",
    "mask_svg": "<svg viewBox=\"0 0 264 264\" xmlns=\"http://www.w3.org/2000/svg\"><path fill=\"white\" fill-rule=\"evenodd\" d=\"M9 32H12L10 29H8ZM17 35L18 37H22L24 36V30L23 28L21 27V29L19 31H17Z\"/></svg>",
    "mask_w": 264,
    "mask_h": 264
},
{
    "label": "flooded vegetation",
    "instance_id": "flooded-vegetation-1",
    "mask_svg": "<svg viewBox=\"0 0 264 264\" xmlns=\"http://www.w3.org/2000/svg\"><path fill=\"white\" fill-rule=\"evenodd\" d=\"M165 47H168V46H165Z\"/></svg>",
    "mask_w": 264,
    "mask_h": 264
}]
</instances>
